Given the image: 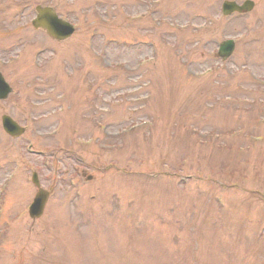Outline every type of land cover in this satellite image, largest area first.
<instances>
[{"label": "rangeland", "instance_id": "374dc122", "mask_svg": "<svg viewBox=\"0 0 264 264\" xmlns=\"http://www.w3.org/2000/svg\"><path fill=\"white\" fill-rule=\"evenodd\" d=\"M221 1L0 0L12 88L0 118L25 128L10 138L0 124V264H264V0L226 18ZM36 6L74 35L33 30ZM196 24L206 29L193 35ZM231 38L235 55L222 62L214 42ZM175 53L212 73L186 80ZM140 121L151 125L126 133ZM222 131L228 141L213 143ZM33 172L51 192L37 220Z\"/></svg>", "mask_w": 264, "mask_h": 264}, {"label": "water", "instance_id": "95a60500", "mask_svg": "<svg viewBox=\"0 0 264 264\" xmlns=\"http://www.w3.org/2000/svg\"><path fill=\"white\" fill-rule=\"evenodd\" d=\"M249 7L250 4H247L242 10ZM37 11V19L32 23L34 27H41L45 29L47 33L55 39H64L70 35L71 28L67 24L57 20L55 14L50 9H38ZM8 91L7 86L4 84L0 76V99L4 98ZM2 122L7 133L11 135L18 133V129L13 123H11L10 120L3 118ZM45 198L46 196L44 194L37 195L36 201L30 212V216L32 218L39 217L41 215Z\"/></svg>", "mask_w": 264, "mask_h": 264}]
</instances>
